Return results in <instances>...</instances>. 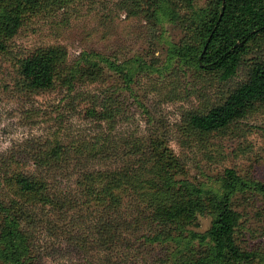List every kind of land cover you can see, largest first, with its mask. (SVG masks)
<instances>
[{
	"label": "rangeland",
	"instance_id": "374dc122",
	"mask_svg": "<svg viewBox=\"0 0 264 264\" xmlns=\"http://www.w3.org/2000/svg\"><path fill=\"white\" fill-rule=\"evenodd\" d=\"M175 1L181 15L188 16L208 2ZM40 2L36 10L19 14L16 31L7 41L8 51L0 52L1 171L38 170L36 148L61 145L68 152L78 143H99L101 152L84 159L91 167L128 163L142 169L154 188L161 180H172L215 190L227 169L245 180L264 181V105L221 132L199 134L186 124L190 113L222 103L247 79L249 64L257 55L264 56V37L261 44H252L245 64L225 81L200 69L190 57L174 53L185 35L179 22H156L135 12L127 0ZM16 6L13 0H0V21ZM57 46L63 71L54 88L25 90L18 59L38 48ZM106 59L130 70V77L110 67ZM135 144L142 150L129 154ZM140 159L146 160L145 167H140ZM78 161L70 154L69 162L62 164L68 168L60 172V183L75 186ZM156 162L173 178L157 172ZM235 201L243 214L239 243L257 250L264 259V203L252 194ZM86 213L77 227L69 222L55 232L48 231L47 225L37 230L35 241L48 263L169 264L176 256L175 242L146 240L162 229L152 233L156 228L149 225V211L139 221L119 222L123 235L113 253L97 241L100 211L89 208ZM210 223V216H200L188 227L203 233Z\"/></svg>",
	"mask_w": 264,
	"mask_h": 264
},
{
	"label": "trees",
	"instance_id": "16d2710c",
	"mask_svg": "<svg viewBox=\"0 0 264 264\" xmlns=\"http://www.w3.org/2000/svg\"><path fill=\"white\" fill-rule=\"evenodd\" d=\"M13 1L16 9L0 21V52L8 51L7 41L16 31L14 24H19V14L34 11L41 4V0ZM127 1L133 3L135 12L149 15L156 22L181 23L185 35L174 46V53L190 57L200 69L225 81L237 74L252 44H261L264 37V0H208L205 7L194 10L190 16L181 15L175 0ZM59 52V46L38 48L18 59L19 78L25 90L54 88L63 71ZM106 62L130 77V70L126 72L123 66L109 59ZM258 105H264L262 55L253 59L247 79L222 103L190 113L186 124L199 134L221 132ZM73 146L75 150L68 147V152L61 145L36 148L34 158L39 169L34 172L11 167L0 170V264H51L35 241L37 230L47 225L48 231L55 232L69 222L77 227L85 221L89 208L100 211L97 241L112 253L123 235L119 222L126 223L132 218L139 221V216L149 211V225L156 228L152 233L160 226L162 229L146 240L177 244L176 256L169 264H264L257 250L239 243V235L244 233L243 214L235 201L238 196L252 194L264 203V181L245 180L233 169H227L215 190L172 180H161L154 188L147 183L142 169L134 165L91 167L84 159L101 152L99 143ZM141 150L135 144L130 145L128 152L138 155ZM72 153L79 160L74 165L75 186L58 181L60 172L68 168L62 164L69 162ZM140 160V167H145L146 160ZM153 167L173 178L158 162ZM200 216L211 217L210 227L203 233L188 227ZM164 227H169V231L164 232Z\"/></svg>",
	"mask_w": 264,
	"mask_h": 264
}]
</instances>
